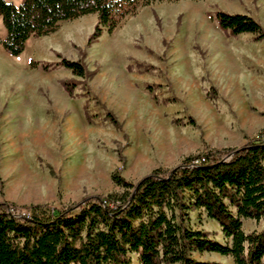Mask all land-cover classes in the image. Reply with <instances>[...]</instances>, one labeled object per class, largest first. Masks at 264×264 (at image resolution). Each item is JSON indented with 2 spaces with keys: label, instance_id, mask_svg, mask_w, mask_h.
<instances>
[{
  "label": "rangeland",
  "instance_id": "obj_1",
  "mask_svg": "<svg viewBox=\"0 0 264 264\" xmlns=\"http://www.w3.org/2000/svg\"><path fill=\"white\" fill-rule=\"evenodd\" d=\"M218 11L244 14L264 31V0H159L90 45L95 15L30 38L18 57L0 47V203L68 207L120 193L113 173L136 184L154 169L255 137L264 127V38L220 29ZM61 59L91 75H72ZM65 82L74 83L70 92ZM262 226L247 220L243 230ZM190 227L224 243L201 211L190 212Z\"/></svg>",
  "mask_w": 264,
  "mask_h": 264
},
{
  "label": "trees",
  "instance_id": "obj_2",
  "mask_svg": "<svg viewBox=\"0 0 264 264\" xmlns=\"http://www.w3.org/2000/svg\"><path fill=\"white\" fill-rule=\"evenodd\" d=\"M155 1L19 0L16 5L0 0L5 29L0 47L18 57L30 38L54 33L61 22L95 15L90 45L138 7ZM216 21L232 36L264 38L261 26L244 14L218 11ZM60 64L74 76L91 75L81 62L61 59ZM73 84L63 86L70 92ZM107 117L116 125L111 114ZM111 180L120 193L85 197L60 209L1 202L0 264H220L194 258L204 253L229 257L232 264H264V127L239 148L187 156L136 184L117 173ZM192 211L217 223L223 244L190 227ZM247 220L263 226L246 233Z\"/></svg>",
  "mask_w": 264,
  "mask_h": 264
},
{
  "label": "crops",
  "instance_id": "obj_3",
  "mask_svg": "<svg viewBox=\"0 0 264 264\" xmlns=\"http://www.w3.org/2000/svg\"><path fill=\"white\" fill-rule=\"evenodd\" d=\"M212 254L215 255V256L218 257V258H221V256L218 255V254H215V253H212Z\"/></svg>",
  "mask_w": 264,
  "mask_h": 264
}]
</instances>
